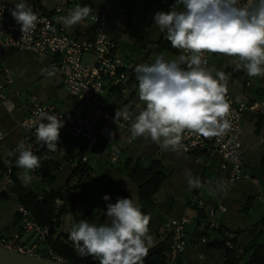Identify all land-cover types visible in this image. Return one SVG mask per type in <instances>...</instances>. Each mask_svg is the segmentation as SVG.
Returning <instances> with one entry per match:
<instances>
[{
    "label": "crops",
    "instance_id": "obj_1",
    "mask_svg": "<svg viewBox=\"0 0 264 264\" xmlns=\"http://www.w3.org/2000/svg\"><path fill=\"white\" fill-rule=\"evenodd\" d=\"M150 1H154L157 8V0ZM163 1L162 7H166L167 12H169L171 6L175 4V0ZM31 2L32 5L29 3L28 5L34 8L35 4L33 0ZM79 3L83 5L81 2ZM139 3L142 2L137 0L135 6L138 7ZM108 5L112 6V13L106 19L105 31L108 38L115 42L118 52L117 42L110 36L111 25L114 22V17L118 14L115 11L114 5L104 4V1L100 0L99 3L90 7L94 10V13L104 14ZM5 6L6 14L12 17L8 12L6 3ZM149 6L152 7L150 3H147V24L148 27L154 25L155 33L153 32V34L148 35V38H146L148 41H146L149 43L148 45L153 43L151 50L156 52L153 45L160 40L163 32L155 24V14L153 15L152 8L148 9ZM40 9L46 11L51 10ZM176 9L180 11L182 7H177ZM118 12L120 13L121 11ZM126 12L129 13L128 10H124L123 8L122 13ZM132 18H134L133 15H130L129 19ZM130 25H132V22H130ZM61 26L67 34L79 40L89 41L93 39L94 25L92 23H79L71 27H66L61 23ZM176 50L178 52L179 49ZM157 52L159 54L169 52L173 55V59L176 58L177 54L170 51ZM212 57L213 53L210 55L209 63ZM83 60L86 63H92L94 57L85 55ZM146 61V56L141 57L136 55L134 57L131 56V58H126L124 63L127 66L128 72L130 70L135 71L136 65L143 64ZM58 62V57L53 55L45 58H37L31 51L21 50L11 46H7L2 50V63L11 78V83L5 90V96L10 102L11 107L8 109L0 102V169L1 166L6 167L4 161L10 158L7 156V153L13 151L15 145L23 137L20 122L29 113V97L35 96L42 103L56 106L70 121L75 119L76 112L84 115L90 109L91 104L89 101L79 103L68 95L63 86ZM42 68L54 71V75L51 77L42 75ZM235 75L227 76L225 74V85L227 87V93L237 103H246L248 105L249 109L243 113L240 125L242 129H245L242 126V121L245 118L252 129L251 135L246 130V137L243 141L242 148L246 172L250 177L257 179L258 183L244 180L233 184L227 190L225 183L228 171H221L219 169L220 158L217 155L197 158L194 155L185 154L181 151L173 152L171 150H163L162 152V149L159 147L155 150V153L153 152V157L151 156L152 158L147 160L141 154H147V139L144 137L131 138L130 127L133 122L132 120L128 128L123 129L115 119L105 121L101 116L94 123L98 127L106 126L112 133L113 138L110 141H106L103 138L98 140L89 158L86 175L81 177L79 170H75L66 163L68 158L80 157L85 153L83 140L73 138L67 133H60L57 146L63 150L62 154L45 151L37 155L41 159V167L36 169L37 174L40 176L39 180H31L29 184L25 185L20 179L24 170L20 168L14 171V177L22 186L27 187L35 195L49 191H64L68 185H74V195L76 196L78 191L82 192L84 187L91 182L98 181V186L101 188V181H109L119 185V189L127 193L137 203V192L135 191L136 193H134L136 188L126 176L125 163L131 160V164H133L139 159L142 166H147L151 160H159L163 168H165V164L169 166V171L168 173L164 171L167 174V178L158 192L153 196L155 210L150 216L149 228V234L153 237L152 247L163 242L169 245L168 235L161 233L159 231L160 228L166 226L171 219L188 216L190 223L186 226V235L190 246L178 258L177 264H226L225 249H217L212 246V243H215L216 240H223V236L226 237L229 234H234L237 247L243 248L258 230L259 221L264 219V179L261 178L259 169L260 162L264 158L261 147V127L262 122H264V117L259 114V112L264 110V107H261L264 104V77L260 78L261 80L258 86L245 70H240ZM137 83L136 76L132 82L130 77L123 92L117 88L108 86L105 89L104 95L101 97V100L107 106V111L114 113L117 109L127 107L134 115L139 114L144 109L145 104L139 100V95H137ZM57 103H59V106ZM259 118L261 121H259ZM153 145L155 147L159 146L156 142ZM113 152L118 155L116 163L110 161V154ZM248 152H254L252 164L247 158ZM156 154L157 156H155ZM250 164L252 166H249ZM187 171H190L194 178L198 177L201 180L206 177L210 179L212 185L206 186L199 191L195 188L189 189L186 176ZM74 176L79 178V182L76 185L73 180ZM58 181L61 182L59 185H56ZM83 184L84 186L82 188L76 187ZM102 189L110 196L109 190ZM195 192L197 199L196 201H191V197ZM198 201H202L204 205L199 207L197 205ZM107 202L104 199L100 202L102 213ZM16 203L18 202L13 189L9 195L0 196V239L11 237L20 232L21 224L16 212ZM247 203L250 206L248 210H245L244 207ZM218 205H222L226 209L225 212L217 210ZM78 206L79 203L76 200V203L72 207V213L77 219H79ZM212 209L215 210V214L211 218L209 211ZM88 213H90V210ZM211 221L216 224L215 228L208 226ZM71 226L69 220H66L65 223L56 228L51 238L55 240L57 237L68 236ZM202 237L206 239V244L201 242Z\"/></svg>",
    "mask_w": 264,
    "mask_h": 264
},
{
    "label": "clouds",
    "instance_id": "obj_2",
    "mask_svg": "<svg viewBox=\"0 0 264 264\" xmlns=\"http://www.w3.org/2000/svg\"><path fill=\"white\" fill-rule=\"evenodd\" d=\"M177 7L182 10H175ZM9 11L21 26L22 40L41 22L25 0L14 2ZM93 12L90 6L78 4L57 22L71 27ZM154 22L166 33L171 46L186 54L171 60L159 54L151 64L136 65L139 100L145 107L136 115L127 107L117 109L115 119L133 121L132 139L150 138L162 150L186 152V132L211 138L231 127L225 74L216 71L213 75L203 58L205 53L235 57L237 68L242 67L250 77H264V0H175L169 12L155 14ZM41 74L51 77L54 71L42 68ZM38 119L36 140L56 152L63 119L44 110L39 111ZM7 156L16 157V167L24 170L20 179L25 185L31 182L29 173L41 167L40 157L23 141ZM4 162L11 163L7 159ZM186 176L189 189L203 187L190 171ZM103 199L110 201V196L106 194ZM106 215L110 218L106 224L87 219L72 224L68 238L78 255L92 257L98 264H143L153 246L150 216L133 199L123 197L107 203Z\"/></svg>",
    "mask_w": 264,
    "mask_h": 264
},
{
    "label": "built area",
    "instance_id": "obj_3",
    "mask_svg": "<svg viewBox=\"0 0 264 264\" xmlns=\"http://www.w3.org/2000/svg\"><path fill=\"white\" fill-rule=\"evenodd\" d=\"M79 0H66L64 4L55 5L50 11L40 9L38 7L32 8L38 15L40 21L36 28L22 40L21 26L16 23L13 17L6 14V6L3 0H0V102L8 109H10V102L5 96V90L11 83L10 75L2 63V50L7 47H15L21 50H28L34 53L37 58H45L53 55L58 57V68L62 76L63 86L68 95L75 101L81 103L89 101L90 109L84 115L76 112L74 120L70 121L67 117L54 105L42 103L35 96L29 97V113L26 118L20 122L23 131V137L19 141H23L31 148L35 155L42 152H50L46 145L36 140L35 129L41 122L38 119L40 110L55 113L64 121V127L60 129V133H67L73 138L82 139L84 142L85 153L80 157L68 158L66 163L75 170H80L85 167L88 169L89 158L87 154H92L97 142L100 138L110 141L113 138L112 133L106 126L98 127L94 121L100 116L108 121L115 119V113L107 111L106 104L101 100L105 89L108 86L117 88L121 92L124 91L126 84L130 77L127 73V66L118 55L116 44L108 38L105 31V24L108 15L112 13V6L106 7L104 14H90L80 23L94 25V36L92 40L84 41L67 34L57 22L60 16H66L68 12L81 5ZM245 0H241L244 3ZM96 17V19L94 18ZM181 54H186L183 50H178L176 58ZM91 55L94 57L92 63L84 62V56ZM211 53H205L204 59L207 60V67L209 66V59ZM227 98L231 104V111L228 117L231 127L230 129L220 135L211 138H205L198 134L185 133L183 144L187 147L185 152L194 155L197 158L201 156L210 157L217 155L220 158L219 169L221 171H228L226 177L225 188L228 190L233 184L244 180H250L253 183H258V180L250 177L246 172L244 163L243 141L246 137V132L240 125L241 117L247 111L248 105L246 103H237L234 98L227 93ZM264 107V104L261 105ZM121 109V108H120ZM264 117V110L259 112ZM119 126L127 129L131 120L124 121L122 119H115ZM46 122V121H45ZM262 154H264V122H262ZM1 138V136H0ZM18 142V143H19ZM18 143L13 148L16 149ZM56 154H62L63 150L57 146ZM18 155V154H17ZM118 155L116 153L110 154V161L116 163ZM31 180H39L40 176L36 170L31 171ZM75 185L79 182V178L74 176ZM203 187L211 186L212 181L206 177L201 179ZM15 185V177L11 168V163L7 164L4 169H0V196L9 195ZM74 185H68L65 191L69 195L75 194ZM197 189V191L201 190ZM43 193L38 194V199H41ZM196 192L192 195L191 201H196ZM197 205L202 207L204 203L198 201ZM65 206L66 211L53 218L52 222L58 224V227L69 220L70 224L79 222L71 212L73 206V199L69 197L66 201H58L54 210L56 214ZM16 212L18 214L21 229L19 233L14 234L8 238L0 239V246L6 250L14 253L49 260L57 264H68L67 260L59 256L53 249L50 239L51 227L49 225H39L30 210L23 205L16 203ZM217 210L225 212L222 205L217 206ZM215 210L209 211V216L212 218ZM82 219H87L84 216ZM190 223L188 216H183L179 219H171L167 225L160 228V232L168 235L169 248L164 264H177L178 258L190 246L186 235V226ZM210 228H215L216 224L211 221L208 225ZM234 234H229L225 240L224 247L228 250H234L233 245ZM201 242L206 244L204 237ZM194 246V245H193ZM237 254H242V249H236ZM237 264H246L239 261Z\"/></svg>",
    "mask_w": 264,
    "mask_h": 264
},
{
    "label": "trees",
    "instance_id": "obj_4",
    "mask_svg": "<svg viewBox=\"0 0 264 264\" xmlns=\"http://www.w3.org/2000/svg\"><path fill=\"white\" fill-rule=\"evenodd\" d=\"M153 48L159 52L170 51L177 53V50L173 48L170 42L166 39V33H162L160 40L153 45ZM127 73L131 77V82L134 81L136 76L135 71L130 70ZM259 121H261L260 118ZM15 159V156L9 158L11 161L13 175L14 171L18 169L15 165ZM131 162V160H128V162L125 163L126 176L136 188L137 203L141 206V211L151 216L155 210L153 196L158 192L163 182L166 180L167 174L164 172L159 160H151L147 166H142L139 159L133 164H131ZM3 168L4 166H1V169ZM259 169L261 178L264 179V158H262L260 162ZM87 171V168H81L79 170L81 177L86 175ZM74 173L76 174V172ZM83 186L84 184L76 187L82 188ZM100 186L110 192V201L107 203H115L118 198L122 197L131 198L127 193L121 191L119 189V185L117 184L109 181H101ZM13 192L17 198V202L32 212L35 221L39 225H49L51 227V235L54 234L56 228H58V224L52 222L53 218L60 216V214L66 211L65 206H63L61 211L56 214L54 210L55 204L58 201H66L69 197H71L73 199L74 206L77 200L75 195H69L65 190L45 192L43 193L41 199H38L37 195L31 192L27 187L22 186L16 179ZM106 205L103 208V213L97 224H106L110 222V218L106 215ZM249 206L250 204L247 203L244 209L248 210ZM258 225V230L243 248L237 247L235 237L232 241L233 245H235V249H225L224 243L228 236H223V240L221 241L216 240L215 243H212V246L217 249H225L226 264H237L239 261H243L246 264H264V219H261ZM50 243L54 251L59 256L65 258L68 264H98V261H95L92 257L81 258L75 251L72 241L69 240L67 235L57 237L55 240L50 239ZM168 248L169 245L166 242L150 248L148 255L143 259V264H164ZM236 249H242V254L238 255Z\"/></svg>",
    "mask_w": 264,
    "mask_h": 264
},
{
    "label": "rangeland",
    "instance_id": "obj_5",
    "mask_svg": "<svg viewBox=\"0 0 264 264\" xmlns=\"http://www.w3.org/2000/svg\"><path fill=\"white\" fill-rule=\"evenodd\" d=\"M66 0H33L35 6L38 5L40 8L44 9H52L57 4H63ZM83 5L93 6L96 3H99L100 0H79ZM104 4H113L115 11L118 13L114 17V22L111 25L110 36L114 38L118 45V55L125 61L126 58H131L134 56L147 57V61L145 63L151 64L155 61V58L159 53L151 50V45L153 43L147 42L148 35L155 31L154 25L152 27H148V19H147V3H150L151 6L148 9L152 8L153 15L159 11L167 12L166 7H162L164 3L163 0H157L158 6L156 8L154 1L148 0H139L142 3H139V6L136 7L135 4L137 0H103ZM7 4L8 12L9 9L14 8V2H18V0H3ZM25 2L32 5L31 0H25ZM128 10L129 13H122V9ZM177 10V9H175ZM118 11H121L120 13ZM130 15H133L134 18L129 19ZM132 22V25H130ZM130 26V27H129ZM129 27L128 31L127 28ZM155 33V32H154ZM147 40V41H146ZM165 59L171 60L173 59V55L169 52H162ZM86 58V57H85ZM87 60V58H86ZM239 61L235 57H230L222 54H213L212 60L209 63V69L213 71V75L215 76L216 71H222L227 76H236L235 73L240 72V70H244L242 67L237 68V64ZM234 73V74H233ZM239 74V73H238ZM240 76V75H238ZM260 76L252 77V79L259 86ZM138 95V92H137ZM59 106V103H57ZM61 105V104H60ZM242 126L246 130L250 132L251 129L249 122L244 118L242 121ZM153 141L151 139H147V154L141 153L144 158L151 159L155 150L160 146L153 145ZM161 149V147H160ZM152 152V153H151ZM154 152V153H153ZM163 152V150H162ZM161 152V154H162ZM88 158H90L91 154H87ZM152 156V157H151ZM157 156V154L155 155ZM254 152H248L247 158L251 163L253 161ZM160 159V157H158ZM248 162V163H249ZM165 164V163H164ZM252 164V163H251ZM249 166H252V165ZM201 166V165H200ZM163 170L168 173L169 166L165 164V168ZM61 181H58L56 185H59ZM98 181H94L89 183L84 189L78 191L76 194L77 203L79 206L77 207L78 218L81 219L83 216L87 214L88 220L90 223H97L100 216L102 215V209L100 206V202L103 200V195H106L107 192L98 186ZM134 187V186H132ZM136 190H134V193ZM90 210V213L88 211ZM229 236V235H227Z\"/></svg>",
    "mask_w": 264,
    "mask_h": 264
},
{
    "label": "water",
    "instance_id": "obj_6",
    "mask_svg": "<svg viewBox=\"0 0 264 264\" xmlns=\"http://www.w3.org/2000/svg\"><path fill=\"white\" fill-rule=\"evenodd\" d=\"M0 264H57L55 262L20 255L0 246Z\"/></svg>",
    "mask_w": 264,
    "mask_h": 264
}]
</instances>
